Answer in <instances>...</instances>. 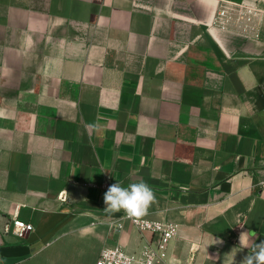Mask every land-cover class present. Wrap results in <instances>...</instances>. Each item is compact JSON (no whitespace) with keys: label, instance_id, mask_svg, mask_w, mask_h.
I'll return each mask as SVG.
<instances>
[{"label":"crops","instance_id":"1","mask_svg":"<svg viewBox=\"0 0 264 264\" xmlns=\"http://www.w3.org/2000/svg\"><path fill=\"white\" fill-rule=\"evenodd\" d=\"M225 1L258 9L257 38L216 25ZM263 179L264 0H0V264L150 244L105 211L117 181L177 225L163 264H241Z\"/></svg>","mask_w":264,"mask_h":264},{"label":"built area","instance_id":"2","mask_svg":"<svg viewBox=\"0 0 264 264\" xmlns=\"http://www.w3.org/2000/svg\"><path fill=\"white\" fill-rule=\"evenodd\" d=\"M258 17V9L253 6L225 1L217 11L215 23L223 30H227L232 27L231 24L235 23L242 34L257 38L260 30ZM261 188L264 190V186H261ZM60 198L64 199L63 193L60 194ZM124 221L131 222L141 234L149 233L153 238L152 242L135 252H129L120 246L104 247L96 264H163L168 256L169 244L177 235V225L147 218H143L140 223H135L126 218L124 214L117 223L119 229L123 227ZM33 230L32 224L18 218H13L12 224L6 226L7 232H12L20 237H24Z\"/></svg>","mask_w":264,"mask_h":264},{"label":"clouds","instance_id":"3","mask_svg":"<svg viewBox=\"0 0 264 264\" xmlns=\"http://www.w3.org/2000/svg\"><path fill=\"white\" fill-rule=\"evenodd\" d=\"M86 127H94L86 125ZM264 186V181H261ZM108 213L124 212L125 217L135 223H140L142 219L148 215L149 208L156 203L154 191L144 181L122 186L120 182L110 185L103 196ZM255 236L253 232H242L240 235L241 248H249L241 264H264V241L255 243L251 238ZM249 241H252L249 243ZM219 241H216L218 243ZM233 264V259H232Z\"/></svg>","mask_w":264,"mask_h":264}]
</instances>
